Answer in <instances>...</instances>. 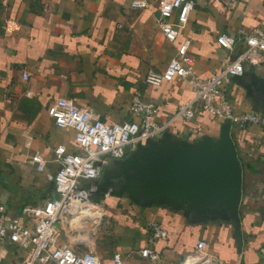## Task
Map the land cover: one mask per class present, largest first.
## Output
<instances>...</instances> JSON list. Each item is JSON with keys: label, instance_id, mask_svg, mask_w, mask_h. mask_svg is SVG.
<instances>
[{"label": "crops", "instance_id": "0c3cea01", "mask_svg": "<svg viewBox=\"0 0 264 264\" xmlns=\"http://www.w3.org/2000/svg\"><path fill=\"white\" fill-rule=\"evenodd\" d=\"M190 1L195 8L172 44L157 26L162 0H151L146 10H133L131 0H1L0 194L7 208L5 219L33 218L46 200L58 198L54 177L59 166L54 160L78 152L74 132L57 127L50 116L57 99L93 109L100 121L114 125L137 121L128 106L132 96L140 93L158 107V121L167 123L180 105L194 98L186 81L160 80L178 47L190 42L193 74L209 79L242 50L240 42L233 52L222 48L219 36L264 30V0H236L234 9L222 0ZM256 71L264 77V66ZM228 93L236 113L258 112L236 82L228 86ZM220 125L200 115L193 122L176 120L167 132L197 141L205 135L218 136ZM198 127L203 131L198 132ZM232 136L243 165L240 254L230 223L196 224L181 211L164 205L141 207L126 196L112 194L105 201V211L114 244L106 248L107 253L100 248L101 264H112L115 254L122 256L124 264H180L201 239L222 264H264L263 130L254 126L235 130ZM37 153L47 162L43 172L29 163ZM150 223L168 232L167 240L153 246L161 258L157 263L139 253L150 247ZM89 230L78 240L85 238L93 249L89 237L96 230ZM7 249H0V255L5 261L15 260Z\"/></svg>", "mask_w": 264, "mask_h": 264}, {"label": "built area", "instance_id": "2783aa9c", "mask_svg": "<svg viewBox=\"0 0 264 264\" xmlns=\"http://www.w3.org/2000/svg\"><path fill=\"white\" fill-rule=\"evenodd\" d=\"M150 1L131 0V8L149 9ZM222 1L230 9H234L237 4L236 0ZM194 8L190 0H162L157 26L168 42H176L179 30L185 29ZM217 41L222 48L231 52L240 42L242 50L234 58H228L221 72L209 79H201L193 74L195 61L189 54V41L178 47L176 56L167 65L160 80L172 82L177 78L186 81L194 93V98L180 105L175 116L167 123L158 121V107L146 101L140 93L132 96L128 106L129 113L137 121L114 125L100 121L93 109L78 107L66 98L54 102L50 116L57 127L74 132L78 152L55 158L54 163L59 166L54 177L58 198L46 200L35 217L5 219L7 208L0 194V249L5 251L7 245L19 249L18 254L27 252L12 262L5 261V256L0 255V264H39L41 260L50 264H101L93 252H82L64 245L62 239L66 234L85 231L88 225L95 224L97 217H100V221L95 224V228L102 225L105 201L112 193L106 192L99 202H95L94 197L99 190L97 182L101 180L105 169L114 162L128 158L129 148L132 153L139 144L160 140L176 120L193 122L200 115H206L220 124L230 122L232 135L235 130L242 132L258 126L263 130L264 139V113H236L228 93V86L234 77L241 75L247 68L257 70L264 66V30L256 28L249 33L240 32L239 37L223 34ZM23 77L28 79L27 74ZM147 82L153 83V80L148 78ZM197 131L202 132L203 129L198 127ZM29 163L38 172H43L47 165L38 153L32 156ZM148 229L151 233L150 247L141 249L139 253L151 263H157L161 258L153 246L160 240H167L168 232L157 223H150ZM76 242L77 246L87 245L82 239ZM188 263L222 264L210 252L205 239L199 240L194 251L186 254L180 264ZM112 264H124L122 256L115 254Z\"/></svg>", "mask_w": 264, "mask_h": 264}, {"label": "water", "instance_id": "95a60500", "mask_svg": "<svg viewBox=\"0 0 264 264\" xmlns=\"http://www.w3.org/2000/svg\"><path fill=\"white\" fill-rule=\"evenodd\" d=\"M233 81L245 90L252 108L264 113V77L247 68ZM97 185L137 206L181 211L196 224L230 223L242 252L243 165L230 122L219 126L218 136L185 141L166 132L158 141L140 144L128 158L108 166Z\"/></svg>", "mask_w": 264, "mask_h": 264}, {"label": "rangeland", "instance_id": "374dc122", "mask_svg": "<svg viewBox=\"0 0 264 264\" xmlns=\"http://www.w3.org/2000/svg\"><path fill=\"white\" fill-rule=\"evenodd\" d=\"M130 153H131V149L129 148L128 156L131 155ZM256 178H260V177H256ZM102 191L103 192H109L110 190L109 191L102 190ZM99 200H103V197H96L94 201L99 202ZM105 207H106V205H105ZM87 233H88V231H86V230L82 231L80 234L77 231H76V234L74 232L69 233L66 237H64L62 239V241H63L64 245L72 246L75 249H77V247L78 248L80 247L83 249L82 251L93 252L97 256H99V254H100V248H101L102 252L107 253L108 251L106 248H110L114 244L113 241H110L113 238L112 226L110 225V221L107 218L106 211H105V215L103 217L102 225L99 226L96 229V231L94 233H92V235L89 237V239L92 240V241H89V243H92L93 246L95 244L93 249L90 246L84 245V244H82L81 246H77L76 240H78L80 238V236H82V237L85 236V234H87ZM83 239L86 240L85 238H83ZM85 243H87V242H85ZM5 248L7 249V247H5ZM13 248H14L13 250L7 249V253L9 256L15 255L16 259L23 257L22 256L23 252L19 253L20 256H18L19 254H18L17 250H19V249H17L16 247H13ZM39 264H50V263L46 260H41L39 262Z\"/></svg>", "mask_w": 264, "mask_h": 264}, {"label": "trees", "instance_id": "16d2710c", "mask_svg": "<svg viewBox=\"0 0 264 264\" xmlns=\"http://www.w3.org/2000/svg\"><path fill=\"white\" fill-rule=\"evenodd\" d=\"M240 158V157H239ZM241 160V159H240ZM242 162V161H241ZM106 192H103L101 189H99L98 190V192H97V194L95 195V197H94V199L96 198V197H104V194H105ZM26 251H24L23 252V255L22 256H25L26 255ZM17 259H15V260H13L12 258L9 260V262H12V261H16Z\"/></svg>", "mask_w": 264, "mask_h": 264}, {"label": "bare ground", "instance_id": "6f19581e", "mask_svg": "<svg viewBox=\"0 0 264 264\" xmlns=\"http://www.w3.org/2000/svg\"><path fill=\"white\" fill-rule=\"evenodd\" d=\"M99 221H100V217H97L96 220H95V224L98 223ZM95 224H90V225H88V226H87L88 228H87L86 230H89V229H90V230H89L90 232L96 230V228H95V227H96ZM188 264H189V263H188Z\"/></svg>", "mask_w": 264, "mask_h": 264}]
</instances>
